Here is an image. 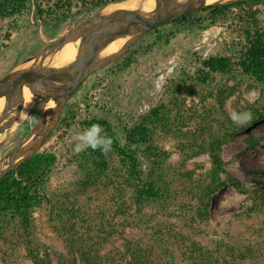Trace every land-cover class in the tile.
<instances>
[{"label": "rangeland", "instance_id": "1", "mask_svg": "<svg viewBox=\"0 0 264 264\" xmlns=\"http://www.w3.org/2000/svg\"><path fill=\"white\" fill-rule=\"evenodd\" d=\"M126 1L0 0V79L30 67L29 58L75 25ZM188 20L196 22L172 21L145 34L93 72L41 149L0 181V264H34L27 233L49 264H131L137 253L153 262L157 233L183 264H202L198 254L218 256L220 244L264 243V211L254 196L264 188V85L239 62L250 49L264 73V3L216 18L200 11ZM206 72L215 78L205 81ZM218 86L228 91L227 114L214 96ZM46 102L40 98L0 131V161L26 139ZM233 112L252 118L224 146L227 173L214 192L217 178L201 144ZM254 117L259 121L250 125ZM93 124L109 127L107 155L74 151L76 137ZM122 149L139 166V190L129 182ZM204 204L208 220L199 215Z\"/></svg>", "mask_w": 264, "mask_h": 264}, {"label": "water", "instance_id": "2", "mask_svg": "<svg viewBox=\"0 0 264 264\" xmlns=\"http://www.w3.org/2000/svg\"><path fill=\"white\" fill-rule=\"evenodd\" d=\"M155 1V10L150 16L129 9L96 13L29 58L28 61L34 60L30 67L14 70L0 79V97L6 98L0 114V131L10 129L17 120L19 110L14 108L22 102L20 90L23 86L30 85L37 97L46 101L54 100L56 103L55 107L44 110L22 144L0 161V181L41 149L57 126L66 103L93 72L124 55L145 34L184 15L236 0L211 4L207 0H187L175 5L172 0ZM121 36H129L127 43L119 51L99 58L106 47ZM77 40L80 41L74 64L45 68L44 63L49 56L65 44ZM16 93L20 96L18 100L14 99Z\"/></svg>", "mask_w": 264, "mask_h": 264}, {"label": "trees", "instance_id": "3", "mask_svg": "<svg viewBox=\"0 0 264 264\" xmlns=\"http://www.w3.org/2000/svg\"><path fill=\"white\" fill-rule=\"evenodd\" d=\"M255 3H264V0H238L225 4L212 5L207 9L203 10L202 12H209L211 18H216L217 16L225 13L227 10H229L232 7L251 6L252 4ZM194 15H196V13L187 14L180 17L179 19H176L173 22L183 21V22L195 23L196 20H191V21L188 20L189 18H192ZM239 62L240 65L243 67L244 71H246L247 73H252L253 76L258 78L260 82H262L264 85V73L260 70L258 59L252 54L250 49L247 50L246 52L242 51L241 56L239 57ZM204 64L206 66L207 63ZM205 75H206L204 79L205 81L210 82L215 78L209 72H206ZM227 92L228 91L225 89L224 86L221 87L218 86V91L214 95L220 111H222V113L224 114H227L225 112V107H224L225 100L227 99L228 96ZM262 114L264 115V111ZM257 121H259V119H257V117H254L250 125L256 124ZM246 128H248V126H242L240 124L238 125V123H233L229 118L225 119L224 123L219 127L218 132L215 134V136L212 137L210 140L208 139L204 141V143L201 144V152L206 153L210 156L213 165V174L217 178V188L214 189V192H216L223 184L221 175L227 173L222 155L223 148L226 144H228L230 141L233 140L237 132ZM106 130L107 131L105 132H108L109 127H106ZM114 145L115 147L118 146V142L114 141ZM120 153L122 156L123 164L124 166H126L128 171L129 182L136 190H139L140 169L138 164L134 162L132 158L128 156L123 149L120 150ZM40 167L43 168L42 162H39L38 165H36V169H39ZM254 196H255L256 205L259 207V209L264 211V188L258 186L257 189H255L254 191ZM20 202L23 205L21 208L22 212L20 216L22 218L23 223L26 226H28V224L30 223L31 213H30V207L27 201V197H25V195H22ZM199 215L203 217L204 220H208L207 205L204 204L203 207H199ZM26 230L28 231V229ZM26 238L29 242L27 245L29 247L27 252L33 263L49 264L48 259L45 257H41V255L39 254V250L37 249L35 250L33 248L32 246L33 235L27 233ZM153 240L156 244V248H155L156 260L150 262L148 259L145 260L146 256L144 258H141L139 256V253H137L136 254L137 257H135V260L131 264H183L180 261V257L177 255V251H175V249L171 247L167 239L161 233H157L156 235L154 234ZM191 250L196 251L197 249L195 247H192ZM218 250L219 251L215 252L218 255L216 257L210 255V253H203L202 255L198 254L199 256L198 259L202 261V264H256V263L264 262V243L260 245L259 244H253V245L220 244ZM87 260L90 261V259Z\"/></svg>", "mask_w": 264, "mask_h": 264}, {"label": "bare ground", "instance_id": "4", "mask_svg": "<svg viewBox=\"0 0 264 264\" xmlns=\"http://www.w3.org/2000/svg\"><path fill=\"white\" fill-rule=\"evenodd\" d=\"M187 0H172V4L184 3ZM224 1H232V0H207L208 4L224 2ZM156 1L155 0H130L122 3H117L116 5H112L104 9L103 13L111 12L114 9H129L136 10L143 16H150L155 10ZM129 36H121L112 41L106 49L99 55V58H103L109 54L115 53L119 51L128 41ZM79 41H71L65 44L63 47L58 49L51 57L49 56L44 65L45 68H58V67H66L75 63L77 60L78 54V45ZM22 94V102L17 104L14 109L19 110V115L17 120L14 123V126L19 123L20 120L24 119L27 112L34 107L37 102L40 101V97H37L33 93V89L30 85H25L20 90ZM14 99H20L18 93L15 94ZM6 102L5 97H0V114L4 109ZM56 103L54 100H49L46 102V108L55 107ZM13 126V127H14ZM12 127V128H13Z\"/></svg>", "mask_w": 264, "mask_h": 264}, {"label": "clouds", "instance_id": "5", "mask_svg": "<svg viewBox=\"0 0 264 264\" xmlns=\"http://www.w3.org/2000/svg\"><path fill=\"white\" fill-rule=\"evenodd\" d=\"M251 118L250 112L231 113V119L234 123H244ZM76 140L78 141L74 149L76 153H81L90 147L94 151L100 150L103 154L107 155L111 151L113 144V140L99 124H93L90 128L79 134Z\"/></svg>", "mask_w": 264, "mask_h": 264}]
</instances>
